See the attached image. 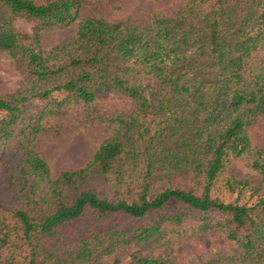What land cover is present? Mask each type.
<instances>
[{"label":"trees","instance_id":"trees-1","mask_svg":"<svg viewBox=\"0 0 264 264\" xmlns=\"http://www.w3.org/2000/svg\"><path fill=\"white\" fill-rule=\"evenodd\" d=\"M78 14V0H0V52L24 73L0 96V158L7 145L18 152L5 170L14 202L0 204V264H100L189 218L237 248L199 264H264V184L223 175L249 156L264 179V151L246 133L264 116V0H182L173 16L140 25L86 19L48 54L23 45L12 24L62 30ZM101 89L130 99L136 123L126 139L111 135L85 166L51 179L30 151L40 120L26 105L88 104ZM176 173L200 187L165 186ZM95 180L105 193L89 187ZM170 202L177 211L165 209ZM128 264L167 262L132 256Z\"/></svg>","mask_w":264,"mask_h":264},{"label":"rangeland","instance_id":"rangeland-1","mask_svg":"<svg viewBox=\"0 0 264 264\" xmlns=\"http://www.w3.org/2000/svg\"><path fill=\"white\" fill-rule=\"evenodd\" d=\"M77 20L69 27L43 29L35 32L32 22L24 19L13 21L14 32L23 45L39 47L48 54L61 42L74 36L77 24L86 19L112 23L145 24L153 16L171 17L182 0H78ZM24 73L16 70L13 59L0 52V96L14 93ZM28 112L38 116L40 129L30 146V151L46 164L49 177L54 179L60 172L74 171L85 166L98 144L117 134L126 139L137 119L133 102L108 90H98L88 104H71L52 109L43 104L31 103ZM122 119L126 125L116 122ZM246 133L252 147L264 151V116L254 119ZM17 151L5 146L0 158V204L10 207L14 202V190L8 185L5 170L14 168L18 162ZM19 155V154H18ZM249 156L232 160L225 166L223 175L247 181L250 186H263L264 179L248 167ZM197 183H199L197 185ZM187 190L200 187L199 180L186 173L174 174L165 185ZM96 194L105 193L106 185L97 180L90 183ZM224 202L232 201L234 195L222 194ZM180 206L170 202L165 209L177 211ZM198 222L189 218L179 225L165 227V232L146 243L120 246L101 258L100 264H128L132 256L160 257L167 264H199L217 255H237V248L211 231H197Z\"/></svg>","mask_w":264,"mask_h":264}]
</instances>
